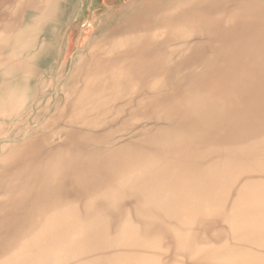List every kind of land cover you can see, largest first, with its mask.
Segmentation results:
<instances>
[{
  "label": "bare ground",
  "instance_id": "1",
  "mask_svg": "<svg viewBox=\"0 0 264 264\" xmlns=\"http://www.w3.org/2000/svg\"><path fill=\"white\" fill-rule=\"evenodd\" d=\"M79 4L0 0V264H264V0Z\"/></svg>",
  "mask_w": 264,
  "mask_h": 264
},
{
  "label": "rangeland",
  "instance_id": "2",
  "mask_svg": "<svg viewBox=\"0 0 264 264\" xmlns=\"http://www.w3.org/2000/svg\"><path fill=\"white\" fill-rule=\"evenodd\" d=\"M125 1H131V0H80L79 11L76 12L75 16L73 18H71V20L69 21V23L67 25V30L68 31L66 32L67 34L65 33L66 39H64L66 48H64L63 55L64 56L68 55L67 52H68V49H69L68 48L69 45H67V41H68L69 36L73 32H76L77 34H78V32H80V30L84 27V24L87 21V19H89V16H90L91 12L92 13L96 12L98 7L104 6L103 7L104 12L105 13H107V12L109 13V12H112L114 10L119 9L121 4L125 3ZM76 40H77V38H76ZM73 51L75 52L76 48L72 44L71 47H70V55H72L74 53ZM243 156H245V151H244V148L240 147L238 149V151H237L236 157L237 158H241ZM227 230H231V229L227 228L224 231H227ZM209 246L212 247V245H209ZM231 250H232V248H227V254H225L223 256L227 257L229 254H231ZM223 256H221V258Z\"/></svg>",
  "mask_w": 264,
  "mask_h": 264
}]
</instances>
